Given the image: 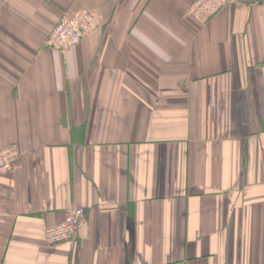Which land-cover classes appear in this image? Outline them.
<instances>
[{
  "label": "crops",
  "instance_id": "1",
  "mask_svg": "<svg viewBox=\"0 0 264 264\" xmlns=\"http://www.w3.org/2000/svg\"><path fill=\"white\" fill-rule=\"evenodd\" d=\"M194 1L0 0V264H264V0Z\"/></svg>",
  "mask_w": 264,
  "mask_h": 264
},
{
  "label": "built area",
  "instance_id": "2",
  "mask_svg": "<svg viewBox=\"0 0 264 264\" xmlns=\"http://www.w3.org/2000/svg\"><path fill=\"white\" fill-rule=\"evenodd\" d=\"M234 0H195L188 13L199 22L206 23ZM100 16L95 10H79L63 13L49 35L51 45L59 50L72 49L99 26ZM19 158L14 146L0 150V177L10 173ZM85 216L81 206H72L65 211L63 222L45 229L44 241L48 246H57L74 241Z\"/></svg>",
  "mask_w": 264,
  "mask_h": 264
}]
</instances>
